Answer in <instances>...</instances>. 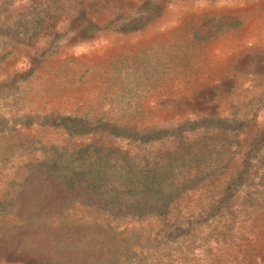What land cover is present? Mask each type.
I'll return each instance as SVG.
<instances>
[{"label": "rangeland", "instance_id": "374dc122", "mask_svg": "<svg viewBox=\"0 0 264 264\" xmlns=\"http://www.w3.org/2000/svg\"><path fill=\"white\" fill-rule=\"evenodd\" d=\"M0 264H264V0H0Z\"/></svg>", "mask_w": 264, "mask_h": 264}, {"label": "trees", "instance_id": "16d2710c", "mask_svg": "<svg viewBox=\"0 0 264 264\" xmlns=\"http://www.w3.org/2000/svg\"><path fill=\"white\" fill-rule=\"evenodd\" d=\"M43 169L48 173L55 176L60 183L63 185V187L69 189L71 192L79 193H89V195L94 196L96 195L99 199L106 198L108 199V206L115 210H123V209H129V208H135L139 211L142 210V203H140L139 197L144 196V193H152L154 187L152 184H149L148 181H152L153 178H149L148 180L144 182V186L139 192L133 193L132 191L125 193L124 191L119 190V193H115L116 195H110L106 192L109 191L107 189L108 183L105 182L103 178H101V175L97 173L96 171L91 173H74V174H66L65 171L60 170L59 166L53 163H43L41 164ZM147 188V189H146ZM150 188V189H149ZM146 191V192H145ZM94 194V195H93ZM124 194V195H122ZM156 194V191H155ZM127 195H130L131 197H128ZM106 196V197H105ZM154 194L151 199H154ZM89 198H91L89 196ZM150 199V200H151ZM143 200V199H142ZM149 202H152L149 201Z\"/></svg>", "mask_w": 264, "mask_h": 264}, {"label": "water", "instance_id": "95a60500", "mask_svg": "<svg viewBox=\"0 0 264 264\" xmlns=\"http://www.w3.org/2000/svg\"><path fill=\"white\" fill-rule=\"evenodd\" d=\"M143 173L144 174H149L150 172H149V170H144Z\"/></svg>", "mask_w": 264, "mask_h": 264}]
</instances>
